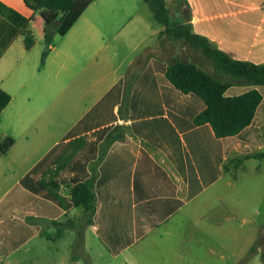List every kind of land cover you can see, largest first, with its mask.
<instances>
[{"label":"crops","instance_id":"1","mask_svg":"<svg viewBox=\"0 0 264 264\" xmlns=\"http://www.w3.org/2000/svg\"><path fill=\"white\" fill-rule=\"evenodd\" d=\"M98 1L66 35L55 37L40 67L24 57L39 41L45 44L46 22L54 15L34 14L23 0H0V88L11 96L0 114V264H26L29 256L31 264H80L71 250L44 263L50 245L61 239L51 233L58 226L74 231L84 254L91 229L107 249V264H160L156 254L163 246L164 264H184L183 239L190 241L196 227L191 216L225 203L222 191L239 173H264V159L253 156L264 151V87L252 123L217 138L209 123H196L203 100L166 76L171 62L181 59L179 46L187 51L184 61L229 82L228 95L253 87L220 74L198 49L169 42L160 24L155 34L162 33L163 44L148 46L126 71L111 65L116 53L99 60L105 38L143 36L135 31L151 26L137 14L140 0ZM187 3L193 33L235 60L264 64V0ZM118 4L126 11L122 18L111 13ZM26 23L35 38L30 50ZM194 53L206 67L192 60ZM118 83L112 100L101 103ZM90 178L96 200L87 216L73 205L72 191Z\"/></svg>","mask_w":264,"mask_h":264},{"label":"rangeland","instance_id":"2","mask_svg":"<svg viewBox=\"0 0 264 264\" xmlns=\"http://www.w3.org/2000/svg\"><path fill=\"white\" fill-rule=\"evenodd\" d=\"M136 11L139 17L143 18L151 27L142 26L135 31L136 34L143 33V36L124 38L110 35L105 38L103 49L99 53V60H101L102 54L108 57L116 53L117 55L112 59L111 65L121 66L122 72L126 71L129 62L139 59L148 46L162 45L164 40L162 33L155 34L159 23L154 19L151 8L145 0H140ZM114 12H117L120 18L126 14L124 6L121 4L111 9V13ZM125 18L126 20L118 21V25L126 23L128 21L127 16ZM136 24L138 23L136 22ZM133 26L131 25L129 29ZM42 45L45 47L43 48ZM179 48L182 50L180 51V58L187 60V51L183 49L185 47L179 46ZM46 49V44L39 41L38 46L29 51V55L24 57V60L41 67L43 64L42 53ZM191 57L192 60L206 67L202 55L194 53ZM81 60L86 61L88 58ZM208 69L219 76L211 66ZM218 72L224 74L221 69H218ZM78 78H81L80 72ZM222 193L225 203L218 204L216 202L213 211L208 212L203 209L201 213L191 216L196 227L192 228L190 241L187 238L183 239L184 264H264L262 258L264 256V173L261 171L258 174L251 171L239 173L237 181ZM201 200L203 201L199 204H204L207 202V197ZM196 215L199 217L196 218ZM59 229L62 230L61 236H58ZM51 233L55 238L61 239L50 245L46 252L48 257L44 263H48L49 257L54 263L57 262V258L64 255L68 250L76 254L80 264L109 263L110 257L106 247L99 239L94 238L91 229L87 230L85 241L87 253L85 254L83 253V246H78L74 240V231L67 230L65 227H56ZM177 247L179 249L180 245L178 244ZM99 248L103 251L101 256H99ZM165 249L166 247L163 246L156 254L160 264H164L162 257L166 256ZM28 258L29 261L26 264H31V257Z\"/></svg>","mask_w":264,"mask_h":264},{"label":"trees","instance_id":"3","mask_svg":"<svg viewBox=\"0 0 264 264\" xmlns=\"http://www.w3.org/2000/svg\"><path fill=\"white\" fill-rule=\"evenodd\" d=\"M34 14L48 11L54 17L46 22L44 42L47 49L42 53V62L48 55V46L53 44L56 35L64 36L77 22L83 12L94 0H23ZM150 6L154 19L164 27V34L169 42L189 45L198 49L205 57L213 61L228 75L243 80L253 87L239 95H228L231 84L216 78L193 61L175 59L168 67L166 76L175 88L183 93H192L201 98L205 109L197 116V124L209 123L217 138L234 136L245 130L253 121L256 110L263 95L260 88L264 87V64L233 59L230 55L218 50L207 38L192 32L190 8L187 0H145ZM60 15L57 24L55 17ZM25 48L30 50L35 44L34 35L26 23ZM120 83L114 86L101 100L108 102L113 90H118ZM11 101V96L0 88V114ZM9 144L13 143L11 138ZM264 159V151L254 154ZM241 160L236 164L239 166ZM95 182L90 178L77 183L72 191V202L91 216L95 209ZM58 228H61L58 226ZM62 230L59 229L58 236ZM117 253V252H114ZM264 261V256L262 257Z\"/></svg>","mask_w":264,"mask_h":264}]
</instances>
